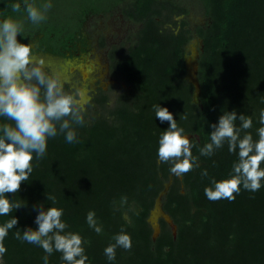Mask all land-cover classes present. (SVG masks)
Instances as JSON below:
<instances>
[{"label":"trees","instance_id":"1","mask_svg":"<svg viewBox=\"0 0 264 264\" xmlns=\"http://www.w3.org/2000/svg\"><path fill=\"white\" fill-rule=\"evenodd\" d=\"M197 1L207 18L196 30L202 41L199 103L193 102L194 87L186 80L185 48L192 33L185 20H175L187 10L174 0H53V7L60 2L61 10L79 18L121 8L127 20L139 25L127 48L110 53L111 70L125 88L110 109L108 96L98 90L89 106L92 113L85 111V124L77 128L78 142L66 143L63 135L48 140L45 157L31 162L28 183L22 182L14 196L6 194L26 206L0 216V223L14 215L17 228H35V205L52 195L55 206L64 209L69 230L87 241L89 264H108L103 250L121 228L130 233L132 248H118L114 264H264V187L255 193L241 189L231 202L210 201L205 187L212 178H226L237 157L227 144L211 157L199 153L210 142L208 124L226 110L251 115L248 131L258 139L264 109V0ZM11 5L0 3V12ZM74 30H80V22ZM158 103L192 137L200 167L174 175L162 199L177 227L176 238L160 220V235L152 241L147 219L172 174L171 165L157 157L159 135L168 126L155 117ZM205 169L207 177L201 175ZM121 197H127L126 205H120ZM89 210L103 227L99 235L85 221ZM14 232L5 238L0 264H43V249L17 240ZM60 255L54 252L49 264H62Z\"/></svg>","mask_w":264,"mask_h":264},{"label":"clouds","instance_id":"2","mask_svg":"<svg viewBox=\"0 0 264 264\" xmlns=\"http://www.w3.org/2000/svg\"><path fill=\"white\" fill-rule=\"evenodd\" d=\"M52 7L53 0H19L11 5L18 18L0 19V216H8L26 206L6 194L14 196L22 182L28 183L33 173L31 162L34 157L36 160L45 157L48 140L63 135L66 143H76L77 128L85 124L84 90L66 91L58 74L47 72L43 61L33 59L32 44L25 35L21 18L39 25L47 20ZM24 40L28 42H22ZM153 110L160 123L168 125L159 135V161L169 163V171L177 176L200 167L192 153L196 144L191 142L185 129L178 126L172 112L160 103L153 105ZM258 123V139L248 131L253 127L252 116L235 109L222 112L215 123L208 124L210 142L199 148L200 156L211 157L227 144L228 152L237 157L226 178H212L205 187V196L210 201L231 202L241 189L255 193L264 187V109L260 110ZM201 175L207 177V170ZM45 197L53 206L46 207L45 201L35 205V228H17L19 221L14 215L0 223V255L7 251L4 241L9 231L15 229L17 240L43 249V264H49L54 252L61 254L62 264H89L87 241L79 232L69 230L70 226L62 219L64 209L55 206L56 197ZM126 204L127 197H121L120 205ZM85 221L96 234L103 232L94 210L86 213ZM112 241L103 250L108 264H114L118 248L126 251L132 248L131 235L124 228L113 235Z\"/></svg>","mask_w":264,"mask_h":264},{"label":"rangeland","instance_id":"3","mask_svg":"<svg viewBox=\"0 0 264 264\" xmlns=\"http://www.w3.org/2000/svg\"><path fill=\"white\" fill-rule=\"evenodd\" d=\"M174 3L187 10L185 16H182V19L180 18L179 20H185L187 22V28L192 33V38L185 48V59H194L195 55L199 59L202 41L196 35V30L207 24L204 11L197 0H174ZM138 29L139 25L131 20H127L121 8H118L110 16L91 19L87 24L84 35L89 40L105 37L109 45L114 47L123 46V49H125L134 40ZM100 58L101 55H99ZM198 59L196 58V65L198 64ZM46 60H48L49 64L53 63L51 65V68L53 67V74H58L64 84H69V89H65L66 91H75L76 89L84 90L86 97L84 107L89 115L91 112V107L89 108V106L92 105V97L95 96L93 94H98L99 89L97 90L95 87L99 80L100 87L103 89L102 91L108 96V109L114 106L117 96L121 94V88H125L118 85L110 86L113 79H116V75L111 71L108 76H101L102 67L96 56L91 58L86 56H82L81 58L75 57L72 62H66L64 60L57 62L50 58H46ZM91 82H93V86L90 85ZM92 90H94L93 93H91ZM92 108L96 107L92 106Z\"/></svg>","mask_w":264,"mask_h":264},{"label":"flooded vegetation","instance_id":"4","mask_svg":"<svg viewBox=\"0 0 264 264\" xmlns=\"http://www.w3.org/2000/svg\"><path fill=\"white\" fill-rule=\"evenodd\" d=\"M15 1L19 2V0H0V3H3V5H11L12 2L14 3ZM37 2H39V0H37ZM60 4L61 3L58 2L55 7H52L47 14V20L39 25L30 24L27 22L26 17L21 18L25 23V35L28 36L32 44L33 59L43 61L44 69L49 73H53V67L51 68L53 63L49 64L46 58L56 60L57 62H60L61 60L72 62L75 57L81 58L82 56H86L91 58L96 56L97 60H99L98 62H100V66L102 67L101 76H108L112 71L110 53L113 49L115 50V48L120 51L123 50V46H111L105 37L102 39L99 38L89 40L88 37L84 35V31L91 19L107 17L111 14H87L84 18H79L76 12L70 11V13H67V11L61 10L59 6ZM8 16L18 18V14L13 13L10 8L1 10L0 19ZM180 18L182 19V16L176 17L175 20L179 21ZM78 22H80V30L75 31L74 29ZM22 42L27 43L28 40H24ZM53 48H56L57 51H52ZM99 55H101L100 59ZM92 83L93 82L90 83L91 86H93ZM111 85L123 86L119 84L117 79H113L110 83V86ZM64 86L66 90L69 89L68 83H65ZM100 86L99 80L95 88L97 90L102 89ZM93 92L94 90L91 91V93ZM94 95H97V93L93 94V96Z\"/></svg>","mask_w":264,"mask_h":264},{"label":"water","instance_id":"5","mask_svg":"<svg viewBox=\"0 0 264 264\" xmlns=\"http://www.w3.org/2000/svg\"><path fill=\"white\" fill-rule=\"evenodd\" d=\"M196 58L198 59V57L195 55L194 59H190V60L185 59V66H186V80L190 82L194 87L193 102L199 103L198 99L200 96V85L197 75L198 64L196 65ZM190 138L192 137L190 136ZM174 175L175 174L172 173L169 176L168 182L164 184V189L158 194L157 198L155 199L154 206L150 211L149 217L147 219V222L152 229V237H151L152 241H155L160 235V231H161L159 224L160 220H163L168 225V227L171 230L172 236L174 237V239L176 238L177 227L173 223L171 217L163 210V203H162V199L164 196H166L171 186Z\"/></svg>","mask_w":264,"mask_h":264}]
</instances>
